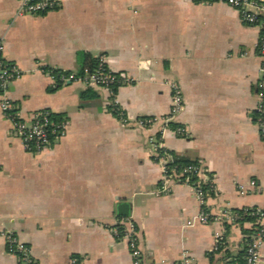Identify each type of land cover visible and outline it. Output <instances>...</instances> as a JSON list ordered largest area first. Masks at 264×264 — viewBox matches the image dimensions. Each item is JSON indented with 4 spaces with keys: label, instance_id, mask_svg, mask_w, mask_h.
I'll return each instance as SVG.
<instances>
[{
    "label": "crops",
    "instance_id": "obj_1",
    "mask_svg": "<svg viewBox=\"0 0 264 264\" xmlns=\"http://www.w3.org/2000/svg\"><path fill=\"white\" fill-rule=\"evenodd\" d=\"M58 2L45 13L18 14L20 0H0L5 57L22 71L8 84L9 100L25 120L48 110L66 122L59 140L31 152L0 110V264H20L7 250V232L30 246L36 264H69L72 257L132 264L128 241L111 231L126 219L137 228L142 264H176L184 253L189 264H239L252 224L217 216L264 210V138L254 121L261 28L223 2ZM78 52L103 55L109 69L128 76L115 94L127 123L112 113L106 91L81 81L52 87L40 71L75 72ZM173 84L182 107L160 134L162 118L171 117ZM139 117L152 122L138 126ZM150 138L211 177L203 205L186 183L152 193L161 172ZM120 202L129 204L127 216L118 214ZM202 208L213 219L186 226ZM260 254L264 264V241Z\"/></svg>",
    "mask_w": 264,
    "mask_h": 264
},
{
    "label": "built area",
    "instance_id": "obj_2",
    "mask_svg": "<svg viewBox=\"0 0 264 264\" xmlns=\"http://www.w3.org/2000/svg\"><path fill=\"white\" fill-rule=\"evenodd\" d=\"M201 3L223 2L236 10H238L242 22L250 25H257L261 28L258 40L255 42V47L261 58L260 64V80L257 83L258 103L254 112V121L257 129L264 138V0H194ZM58 0H20L18 14H41L52 10L58 6ZM96 67L93 70L89 68L83 69V74L78 75L75 72H66L52 67H41L40 71L47 74L52 80V87L64 84L69 81H81L85 86L100 88L109 95V106L111 110L116 111L115 114L124 123L128 119L125 112L120 109L115 101L114 86L129 82L128 76L123 72H114L107 66L104 56L96 57ZM22 75V71L18 66L9 62L5 57L4 45L0 40V110L4 116L11 122L12 132L17 135L23 147L27 151L39 152L45 150L59 140L66 130L65 120L53 121L50 119L48 110H41L33 115L32 120L23 119L15 105L7 96L8 84L18 79ZM172 105L170 110L171 117L162 118V127L160 134L169 127L170 119L182 107V98L179 88L173 84ZM152 119L139 117L135 124L145 126ZM177 134H185L184 127L177 126L175 129ZM150 149L153 154V159L160 167V180L158 186L152 191L156 196L168 194L171 191V186L174 182L186 183L192 186L194 194L201 205L205 203L206 193L214 189L213 182L210 176L205 175L200 164L188 165L177 172L174 168L168 166L171 160V155L162 147L161 142L156 138H150ZM192 171L197 178L191 180L189 176L184 175L185 172ZM250 184H254L253 181ZM246 209V208H245ZM255 216L252 221V229L250 233L244 236V263L243 264H258L261 259L260 246L264 241V210L254 208L249 212ZM222 217L223 220L236 224L242 219V215L235 211H224L217 218ZM213 217L209 212L202 208L198 215L186 221V226H192L196 222L207 223ZM115 236L126 238L128 241V249L132 257V264H142V250L139 244L138 231L135 224L126 219L123 223L115 225L111 228ZM7 250L9 253L16 255L20 264H36L32 256L31 248L24 241L20 240L12 232L5 234ZM217 245L221 243V238L216 240ZM216 245V247H217ZM69 264H82L75 257L70 258ZM176 264H189V258L184 253Z\"/></svg>",
    "mask_w": 264,
    "mask_h": 264
},
{
    "label": "trees",
    "instance_id": "obj_3",
    "mask_svg": "<svg viewBox=\"0 0 264 264\" xmlns=\"http://www.w3.org/2000/svg\"><path fill=\"white\" fill-rule=\"evenodd\" d=\"M77 61L80 63V68H79V70H77V74L81 75V74H83L84 68H89L90 70H93L96 67L97 59L88 56L85 52H78L77 53ZM118 86L119 85L113 87V90L115 93L117 91ZM88 90H89V88L86 91H83L80 93V99L81 100L86 98ZM115 112L116 111L112 110V113L115 114ZM49 116H50V119L53 121L61 120V115L50 113ZM168 154H170L172 157L171 160L168 162V166L170 168H174L177 172L182 171V169L188 165L197 164V161L189 160L187 158H184L182 156L175 154L174 152L168 151ZM184 175L189 176L191 180H195L197 178L196 174L192 171L185 172ZM253 209L254 208L235 210V212H237L243 216L242 219H240L239 221L240 222L250 221L252 223V221H254L255 216L250 215L249 212L252 211ZM251 231H253L252 228H250V231H248V232L250 233ZM244 255L245 254H244V247H243L239 253V256L236 257V260L238 261L239 264L244 263Z\"/></svg>",
    "mask_w": 264,
    "mask_h": 264
},
{
    "label": "water",
    "instance_id": "obj_4",
    "mask_svg": "<svg viewBox=\"0 0 264 264\" xmlns=\"http://www.w3.org/2000/svg\"><path fill=\"white\" fill-rule=\"evenodd\" d=\"M118 214L127 216L129 214V204L127 202H120L118 204Z\"/></svg>",
    "mask_w": 264,
    "mask_h": 264
}]
</instances>
